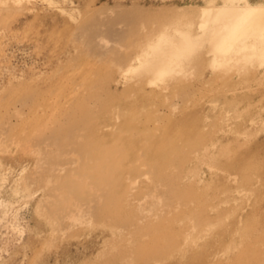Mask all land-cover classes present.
<instances>
[{"label": "rangeland", "instance_id": "1", "mask_svg": "<svg viewBox=\"0 0 264 264\" xmlns=\"http://www.w3.org/2000/svg\"><path fill=\"white\" fill-rule=\"evenodd\" d=\"M226 7L264 0H0V264H264V37L217 49Z\"/></svg>", "mask_w": 264, "mask_h": 264}, {"label": "bare ground", "instance_id": "2", "mask_svg": "<svg viewBox=\"0 0 264 264\" xmlns=\"http://www.w3.org/2000/svg\"><path fill=\"white\" fill-rule=\"evenodd\" d=\"M210 19H214V21L216 22V24H214L215 28L213 29V35H220V38L215 42V46L219 50H227L226 53H228L232 41L240 36L249 35L254 31L264 37L263 7H244L241 9H233L232 7L217 9L204 8L202 10V16L200 17L199 21L200 28H203L205 30V27L207 26V23ZM224 20L228 21L226 22L227 24L224 23ZM222 27L226 28V32H221ZM162 41L163 43H165V48L161 47L160 45H154L152 43L149 44V47L154 51L156 55H158V57L154 58V60L150 62L145 63V65L140 66L136 71L149 69L150 71H153L155 73L164 72V58L169 59L172 56L176 55V52L173 50L171 44L167 43V39H164ZM176 47L180 48V50L190 52L193 48V45L191 44L189 38L184 35L182 39H180L176 44ZM258 60L261 63L264 62V52Z\"/></svg>", "mask_w": 264, "mask_h": 264}]
</instances>
